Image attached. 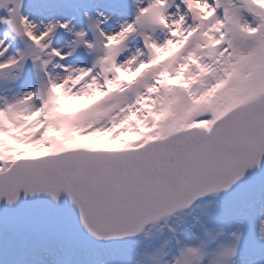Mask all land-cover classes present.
Here are the masks:
<instances>
[{"label":"snow or ice","instance_id":"obj_1","mask_svg":"<svg viewBox=\"0 0 264 264\" xmlns=\"http://www.w3.org/2000/svg\"><path fill=\"white\" fill-rule=\"evenodd\" d=\"M0 264H264V0H0Z\"/></svg>","mask_w":264,"mask_h":264}]
</instances>
